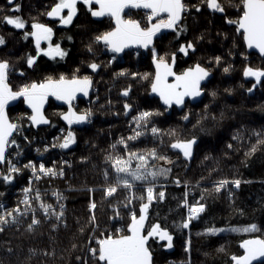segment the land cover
Segmentation results:
<instances>
[{
    "label": "trees",
    "instance_id": "obj_1",
    "mask_svg": "<svg viewBox=\"0 0 264 264\" xmlns=\"http://www.w3.org/2000/svg\"><path fill=\"white\" fill-rule=\"evenodd\" d=\"M6 1L0 0V61L9 64L12 90L18 92L39 80L85 77L93 82V91L87 103L77 102L76 111H90L92 117L85 128L74 130V145L63 155L71 160L72 168L66 169L61 180L56 177L40 183L47 194L55 189L62 192L56 200L65 206L63 218H56V209L49 220L38 215L40 223L32 227L31 216L18 218L14 213L7 222L0 216V264H106L112 258L102 255L104 243L129 237L134 219L140 217L143 250L152 254V264H167L169 259L178 263L188 257L190 264H244L247 252L251 250V258L254 249L257 253L247 264H264L259 246H264V76L254 82L242 76L246 69L264 75V58L246 53L236 29L244 0H218L214 13L207 10V0H186V13L175 32L158 38L146 53L126 52L122 60L112 63L98 42L113 28L109 19L97 22L79 14L69 26L55 28L54 40L61 42L66 53L48 60L33 46L29 24L22 30L8 26ZM54 1L21 0L24 18L43 19ZM124 15L145 26L143 12ZM153 51L176 73L193 65L210 72L199 104L173 107L168 114L151 96ZM62 112L63 108L49 101L45 111L49 126L38 131L29 125L21 102L8 110V118L31 139L63 128ZM122 145L144 146L156 155H173L184 146L192 153L202 150L207 158L199 178L159 183L168 184L156 190L164 191L163 201H146L143 186L147 185L135 183L138 188L131 209H123L124 200L116 210L114 200H105L102 190H88L121 182L95 180L89 168L111 148ZM25 175L10 182L0 180V201L16 206ZM228 181L238 182V188L229 183L216 191L218 182ZM181 183H188L186 193ZM186 198L188 207L200 209L187 222ZM91 201L93 213L88 208ZM132 211L134 218L129 216ZM155 229L168 240L153 235ZM90 235L100 245L91 258ZM188 241L189 253L185 251Z\"/></svg>",
    "mask_w": 264,
    "mask_h": 264
},
{
    "label": "water",
    "instance_id": "obj_2",
    "mask_svg": "<svg viewBox=\"0 0 264 264\" xmlns=\"http://www.w3.org/2000/svg\"><path fill=\"white\" fill-rule=\"evenodd\" d=\"M186 0H92L97 9L92 12L95 21L104 18L111 20L113 29L102 35L100 44L107 48L112 57L121 58L126 52L141 51L146 53L154 47L158 38L173 33L180 26L184 18V2ZM218 0H207V10L217 12ZM71 9L69 17L75 15V7L71 2L58 5L52 9V15ZM243 13L238 18L236 29L242 35L247 54H256L264 58V0H244ZM147 12L151 17L147 20L144 29L137 20L124 18L126 12ZM164 19V21H158ZM12 23V22H10ZM13 25V24H11ZM32 39L35 44L44 39L50 31L48 25L36 24L31 27ZM183 53V49L180 50ZM55 56L56 52H48ZM9 64L0 62V165H4L7 155V145L16 132V126L8 118V110L19 102L29 114L28 122L35 131L48 128L49 120L45 116L48 102L63 108L60 122L69 129L79 130L85 128L86 116L78 113L73 103L87 100L93 88L89 78H71L61 80H46L39 84H32L28 89L15 92L8 84L7 71ZM154 69L153 81L150 86L151 96L167 109L181 107L185 103L199 104L203 100V86L210 79V72L203 66L193 65L180 73L165 61H152ZM244 80L254 82L264 75L254 69H246L242 74ZM253 89H251L252 93ZM74 145L69 142L65 145L70 149ZM184 152L185 147H180ZM189 243L187 249L189 250ZM257 250L254 249V255ZM106 264H152V254L148 250L140 249L134 254H118Z\"/></svg>",
    "mask_w": 264,
    "mask_h": 264
},
{
    "label": "built area",
    "instance_id": "obj_3",
    "mask_svg": "<svg viewBox=\"0 0 264 264\" xmlns=\"http://www.w3.org/2000/svg\"><path fill=\"white\" fill-rule=\"evenodd\" d=\"M150 17L149 13H145ZM74 108H77V102L73 103ZM83 115L86 116L85 125H87L92 117L90 111H86ZM74 141V130L63 126V128L55 130L51 135H34L31 139L26 138L19 129L10 139L7 145V155L4 158V165H0V180L5 182L13 181L15 178L20 177L22 173L25 172V182L21 189L19 190V201L16 202V206L12 207L4 199L0 201V216L5 218V222L12 220L13 214L16 213L18 218H23V216H31V226L35 227L40 223V218L49 220L54 216V210L59 209L56 214V218L61 220L63 218L62 210L64 209V204L56 200L62 196V192L55 189L49 194L45 193L41 188L40 183L43 179H63L65 177L66 169H71L73 163L70 159H67L64 155L67 149L65 145L69 142ZM60 155V159H57L55 155ZM24 159V160H23ZM24 167V170H23ZM155 185V184H154ZM185 185V184H180ZM168 186V184H157L156 186H144L146 188V196L148 197L149 190L155 196L150 195L149 200L153 198H158L163 201L164 191L156 193L157 188H163ZM185 187V186H184ZM138 185L135 184H112L107 188L98 187L102 191L106 190V193L110 195L106 196V200H114L115 207L121 201L125 202V209L131 207L132 202L135 201V191ZM235 188H237L235 186ZM91 189V188H90ZM125 194V197H124ZM106 195V194H105ZM159 196V197H158ZM124 197V198H123ZM146 197V198H147ZM92 202V201H91ZM185 208V219L186 222L189 218L193 217L195 210L188 207V200L186 198L184 202ZM40 218H39V216ZM130 217H134L133 211L129 213ZM61 224L64 225L62 221ZM97 241V239H95ZM91 243V241H90ZM89 243V245H90ZM94 247L89 246V256L93 253ZM169 262H172L171 260Z\"/></svg>",
    "mask_w": 264,
    "mask_h": 264
},
{
    "label": "rangeland",
    "instance_id": "obj_4",
    "mask_svg": "<svg viewBox=\"0 0 264 264\" xmlns=\"http://www.w3.org/2000/svg\"><path fill=\"white\" fill-rule=\"evenodd\" d=\"M143 18L144 20H146V23H145V26H142V25L141 26L142 28L143 27L145 28L148 26L147 20L149 19V17L147 14H145ZM158 21H164V19H159ZM100 39L98 41L99 43H100ZM50 48L57 49L55 46H51V47L50 45L46 46L47 50ZM152 57L158 60V58L156 57V52L154 51L152 53ZM110 60L112 63L115 61H120L122 60V58L117 59L116 57H114V58H110ZM88 99L85 100L86 103L88 102ZM164 109L167 111L166 108ZM79 113L84 114L85 112H79ZM122 146H123L122 148H119V146L118 148H111L108 151L107 156L100 158L97 161V163L94 164V166H91L89 168L94 172L92 177L95 180L99 179V180L109 181L110 179V180H115L116 182H121L124 184L145 183V185L152 186V187L156 186L159 183H162L163 181H167L172 178L173 179L175 178L176 180H180L183 182L185 181L190 182L201 176L200 173L204 166L203 163H204V160L207 158L206 154L203 153L202 150H199L196 153H192L190 148H185L184 152H182L177 147L176 152L173 153V155H156L153 152H150V150L144 146H140V147H127L126 145H122ZM187 160H192L191 164H187ZM23 170H24V167H23ZM229 183L232 184L234 187L236 186L237 188L239 186L238 182H233V183L229 181L228 182H218L216 184L217 185L216 191L218 192V190H220L222 186H226ZM112 184L117 185V183H109L108 185H105V186L108 188L109 185H112ZM187 185L188 183H185L184 185L185 193L187 192V189L189 187ZM97 188L98 187L94 188L92 186V188L89 189L88 191L92 193L94 189H97ZM144 189H145V192H144L145 200L146 199L148 200V197L150 195L155 196V192L153 193L151 190H149L148 197H147L146 196L147 189L146 188ZM103 193H104V199L107 195L108 196L110 195V193L109 194L106 193V190H104ZM124 197H125V194H124ZM142 200L144 199H141V202ZM107 201H110V200H107ZM122 202L123 201H121L119 204H121ZM131 207H128L127 209L129 210L131 209ZM88 208H89V212L93 213V210L95 208V205L93 204V202L89 203ZM123 209H125L124 204H123ZM195 211L196 212L194 216H197L198 212L200 211L199 207H197ZM142 225H143V217L134 219V224L131 229L132 234L127 238L122 237L119 239L115 238V239H111V241L110 240L106 241V243H104L102 247V255L106 258H112V255L114 256L115 254H118V253L125 252L126 254H134V252L140 249H143L145 242L142 238V232H141ZM153 235H157L158 238L161 240H168L167 235L162 231L155 229V232L153 231ZM95 239H97V237L92 238L90 235V238H88V241H87V242L91 241L90 245L94 247V251L97 250V246H100L98 244L99 240L97 239L96 241ZM259 246H260V249L264 251V246L262 245H259ZM185 251H187V253L190 252L187 249V246L185 247ZM90 258H91V255H90ZM170 260L171 259L167 260V264H190L189 257L187 258L186 261H182L178 263L173 262L172 260H171L172 262H169Z\"/></svg>",
    "mask_w": 264,
    "mask_h": 264
},
{
    "label": "flooded vegetation",
    "instance_id": "obj_5",
    "mask_svg": "<svg viewBox=\"0 0 264 264\" xmlns=\"http://www.w3.org/2000/svg\"><path fill=\"white\" fill-rule=\"evenodd\" d=\"M68 2H71L73 4V6L75 7V11H76L75 15L72 18L69 17L70 12H71V9H69V8L58 12L57 16L52 15V9L53 8L57 7L58 5H63L64 3H68ZM6 9H7V13L4 17V20H6L9 27H13V28H17L19 30L20 29L22 30L23 28H25L26 24H29V26H30L29 33H30L31 41H33L32 30H31L32 26H34L36 24L48 25L50 31L48 32L47 36L44 39L39 40V43H37V45L35 44V41H33V46L36 48L37 52L42 57L49 60L52 58L64 57V55L66 53L64 50H62L61 42L60 41L55 42V40H54L55 28L56 29H58V28L62 29V28L69 26V24H71L79 16V14H83L86 17L89 16L92 18L93 21H95L93 19L92 12L97 9V6L93 4L92 0H56V1L48 4V9H47V12L44 14L43 19L39 18L36 20H30L26 17L24 18L23 13H22V9H21V0H7L6 1ZM124 18H125V15H124ZM104 19H108V18H104ZM127 20H129V19H127ZM10 22H12V23H10ZM97 22H100V21H97ZM110 22H111V20H110ZM11 24H13V25H11ZM111 26H112V24H111ZM48 45H50V47L55 46L57 49H53V48L51 49L50 48L47 50L46 46H48ZM102 46H104V45L102 44ZM53 51L56 52L55 56H49L48 57L46 55L48 52H53ZM106 52H107V48H106ZM114 57L110 56V58H114ZM121 58H117V59H121ZM0 62H4V61H0ZM7 73H8V71H7ZM82 78H85V77H82ZM82 78H80V79H82ZM61 79H68V78H61ZM61 79H58V80H61ZM8 80H9V78H8ZM46 80H50V79H46ZM46 80H42V81L39 80V82H35V83L39 84V83L46 81ZM52 80H57V79H52ZM32 84H34V83H32ZM30 86L31 85H29L28 87H30ZM28 87H26L24 89H28ZM24 89H21V90H24ZM15 126H16V132H17L19 129H18L17 125H15ZM250 251L251 250H249L245 256V260L243 261L244 264H247L250 261L249 259L254 257V254H253V256H251V258H250ZM118 254H115L114 256H117Z\"/></svg>",
    "mask_w": 264,
    "mask_h": 264
}]
</instances>
